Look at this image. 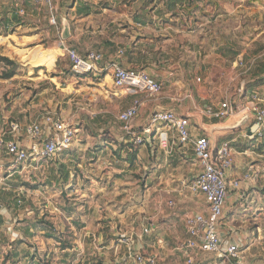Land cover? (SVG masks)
Segmentation results:
<instances>
[{
	"label": "crops",
	"instance_id": "0c3cea01",
	"mask_svg": "<svg viewBox=\"0 0 264 264\" xmlns=\"http://www.w3.org/2000/svg\"><path fill=\"white\" fill-rule=\"evenodd\" d=\"M208 1L51 0L50 4L35 0L0 1V57L13 61V65H7L0 60V68L6 67L9 74L0 77V138L17 141L34 154L52 136L46 121L51 115L66 122L74 121L76 136L89 143L100 140L95 149L92 143L76 144L62 152L60 158L34 159L33 155L24 163H15L12 156L0 150V196L3 190L7 200H13L15 195L10 197L13 188L18 191L19 202L14 206L19 216L30 218L34 206L23 191L26 187L15 183L26 182L33 169L40 171L39 175L30 173L31 183L35 180L40 188L53 185L54 193L65 194L67 188L72 190L79 183L73 170L77 172L86 164L87 169L93 170L109 157L110 163L120 169L118 176L123 178L142 170V183L151 184L153 194L160 187L166 197L176 198V207L165 215L161 202L156 205L146 235L144 224L142 230L133 225L132 231L125 233L122 224L115 225L113 246L122 248V257L112 260L101 256V264H113L112 261L123 258L128 245L120 238H131L137 246L141 243L146 252L157 245L170 247L173 262L180 258L188 264L180 249L188 237L186 217L207 213L204 196L187 186L202 170L192 140L206 136L212 144L208 134L211 131L217 147L229 142L233 149V163L225 173L227 178L241 181V190L228 195L219 233L230 241L242 240L250 248L247 254H251V249L264 247V223L259 221L264 218V129L262 137L252 135L256 131L254 114L249 125L226 129L244 111H250L252 104L260 102L252 95L264 100V0H222L217 6L207 5ZM62 17L71 26V36L66 40L62 38ZM69 48L82 56L101 53L98 69L84 75L74 74ZM114 65L147 72L153 80L162 82V92L155 96L133 95L116 89ZM226 71L228 74H222ZM218 87L225 91L214 93L213 88ZM137 101L140 109L132 122L133 133H127L119 116ZM225 101L233 103L238 112L226 119L205 115L207 107L218 109ZM159 110L189 117L192 140L182 144L176 133L170 132L169 145L164 147L160 138L164 126L146 133L151 115ZM34 122L41 125V139L32 140L26 134V126ZM13 123L20 125L18 131H13ZM137 134L144 137V142L137 146L138 158L133 165L111 153L134 143L133 135ZM92 150L97 151L96 161L93 164L82 161L81 153L90 157ZM91 170L90 175L99 179ZM158 196L162 197V193ZM245 205L251 207V213L236 215ZM67 211L73 212L71 207ZM11 218V211L0 207V229ZM27 224L25 238H20L23 242L26 238L28 242L35 232L34 221ZM110 227L113 230V223ZM29 245L24 251L34 253ZM197 261L216 263L217 257L200 254Z\"/></svg>",
	"mask_w": 264,
	"mask_h": 264
},
{
	"label": "rangeland",
	"instance_id": "374dc122",
	"mask_svg": "<svg viewBox=\"0 0 264 264\" xmlns=\"http://www.w3.org/2000/svg\"><path fill=\"white\" fill-rule=\"evenodd\" d=\"M6 69V67L4 69L0 68V77H6ZM215 74L219 76L220 73ZM222 74H228V72L226 71ZM241 78L243 77L240 75ZM219 91L222 92L225 89L220 87L213 88L214 93ZM67 122L76 129L74 121L70 122L67 120ZM96 123L98 124V121ZM104 137L105 135L101 138ZM91 141L89 143V141L79 135L75 136L72 145L76 146V144L85 143L88 145L92 143L95 149L94 145L100 140L97 139L96 141L94 139ZM108 151L110 152L111 149L109 148ZM114 151H111V153L114 154ZM81 154V160L85 161V163L91 161L93 164L96 161V150L93 151L90 157L87 154L83 156V152ZM60 155L61 153L59 152L55 156L60 158ZM37 157L40 158L39 155H34V159H37ZM106 159L104 164L102 162L98 165L94 164L95 168L93 170L87 169L89 164L83 167L81 165L77 172L73 170L75 180L77 181L78 179L79 183H75V188L72 190L67 188L65 194L54 193L53 185L48 187L44 185V188H40L37 186L38 184H35V180L32 183L28 180L30 178L29 175H39L38 172L40 170L33 169L30 172L31 174L29 173L28 177H26V182L17 181L15 183L17 186L23 185L26 187L23 191L27 192L29 200L33 202L34 208L28 216L30 218L19 216V212L15 209L14 204L19 200L18 191H14L15 189L13 188L10 197L15 195L14 199L7 200L8 195H3V192L6 191L1 190L0 207L5 206L9 209L12 218L8 224L6 223L5 227L0 229V264H30L32 260L25 257L22 252V250L27 249L26 247L29 244L31 245H29L30 248L34 249L35 258L42 264H95L98 263L101 256L104 259L114 260L117 256L122 257V248H117V244L113 246L115 237H112L114 236L115 225H123L124 230H122V233L132 231L133 225L136 229L140 228L142 230L143 224L147 227L148 222L153 223L149 218L156 205H159L160 202L165 215H168L176 207L175 197H173L175 199H169V197L165 196V192L161 191L160 187L153 194L152 185L142 183V178L140 177L144 176L142 170L139 169L136 173H128L122 178L118 176L120 169L110 163L109 157ZM88 170L97 173L100 178L97 179L91 176ZM190 183L187 184L188 188ZM160 192L162 197L158 196ZM84 205L86 208L83 207ZM67 207H71L73 212L68 214ZM240 210H242L240 214L237 213L236 215L245 216L251 213V207L246 205ZM121 213L124 214L121 216ZM27 220L28 222L32 220L35 224L36 221L43 220L48 227L49 225L54 227V232H56L58 237L46 236L45 229L40 228L41 226L35 227L34 235L28 238V242L26 238V241L22 242L19 247L12 248L11 243L13 241L25 238L23 237L24 229L29 227ZM261 220L264 223V218L259 221L261 222ZM110 223H113V230L110 227ZM61 238L67 239L66 241H69L72 247L63 251L61 249L63 243ZM12 251L16 253V257L12 255ZM170 251V247L163 248L157 245L147 252L157 256L158 264H186L185 260L180 258H178L179 261L173 262L171 256H169ZM251 254L248 253L250 259L264 261V247L251 249ZM112 262L116 264V262Z\"/></svg>",
	"mask_w": 264,
	"mask_h": 264
},
{
	"label": "built area",
	"instance_id": "2783aa9c",
	"mask_svg": "<svg viewBox=\"0 0 264 264\" xmlns=\"http://www.w3.org/2000/svg\"><path fill=\"white\" fill-rule=\"evenodd\" d=\"M1 1V0H0ZM36 3H51V0H35ZM23 12V10H20ZM55 22V20H53ZM68 57L71 61L72 71L76 75H84L95 72L98 63L102 59V54L90 52L87 56H82L74 48L68 49ZM113 79L116 89L125 91L128 94L138 95L145 93L150 96L158 95L163 90L162 82L153 80L145 71L129 70L114 65ZM256 101L248 109L255 115L256 131L253 136L262 137L264 129V100L259 99L257 94L252 95ZM261 103V104H260ZM140 103L123 111L119 120L123 124V129L127 133H133L132 122L138 115ZM205 115L210 118L226 119L238 112L237 107L225 101L220 108L209 106L205 109ZM46 121L49 122L53 131L52 136L43 142L39 150L34 154L23 148L17 141L0 138V150L13 157L15 163H24L33 155L42 158H52L59 152L62 153L70 149L76 136V129L69 123L54 116L48 115ZM164 126L165 130L160 132L161 145L168 147L170 142V132L176 133L178 141L182 144L191 141L190 118L180 115L172 110H159L151 115L150 122L145 129L146 133H151L157 126ZM13 131H18L20 125L12 124ZM30 139L42 138V128L37 122L31 123L25 128ZM135 144H142L144 137L133 135ZM194 152L202 168L201 172L191 181L189 188L191 191L201 193L207 205V213H196L186 217V230L188 237L181 243L180 249L187 258L188 264H264V261L250 260L247 252L248 246L242 240L233 241L225 239L219 233V225L224 216L226 200L230 192L241 190V181L238 179H228L226 170L233 163V149L229 142H224L213 151L210 140L206 136L192 140ZM173 204V202H171ZM150 232V227L143 229V234ZM127 243V250L121 260L116 264H158L157 256L147 253L144 245H133L131 238H120ZM200 254H213L217 257L216 263L197 261Z\"/></svg>",
	"mask_w": 264,
	"mask_h": 264
},
{
	"label": "trees",
	"instance_id": "16d2710c",
	"mask_svg": "<svg viewBox=\"0 0 264 264\" xmlns=\"http://www.w3.org/2000/svg\"><path fill=\"white\" fill-rule=\"evenodd\" d=\"M223 1L222 0H209L207 2V5H214V6H217V5H220ZM0 60L3 61L4 63H6L7 65H13V61H11L10 59L8 58H5V57H0ZM7 75H9L8 73H6ZM6 75V76H7ZM137 146L138 144H134V143H127L125 144L123 147H121L119 150L115 151V155L116 157L119 159V160H122V161H125L127 162L128 164H131L133 165L134 162L137 160L138 158V149H137ZM124 152V153H123ZM124 154V155H123ZM24 185H26V183H24ZM17 186V185H15ZM22 201V200H21ZM19 200L15 202V205L17 206ZM43 223V224H42ZM47 224L46 222H44L43 220H38L36 221V224L35 227L38 228H42V229H45L46 230V236H51V237H58L56 235V232L54 227H52L51 225H45ZM61 240L63 241L62 245H61V249L63 251L67 250V249H70L72 247V245L70 244V242L66 241L67 239H63L61 238ZM23 242L22 239H17L15 241V247L14 248H17L19 247V245ZM22 252L24 253V256L25 257H28L30 260H32V262L30 264H42L39 260H37L35 258V253H30L28 251H24L22 250ZM13 256L16 257V253H14L13 251L11 252ZM89 264V263H87ZM90 264H94V263H90ZM95 264H101V261H98V263H95Z\"/></svg>",
	"mask_w": 264,
	"mask_h": 264
},
{
	"label": "water",
	"instance_id": "95a60500",
	"mask_svg": "<svg viewBox=\"0 0 264 264\" xmlns=\"http://www.w3.org/2000/svg\"><path fill=\"white\" fill-rule=\"evenodd\" d=\"M71 36V26L66 17H62V38L64 40L68 39ZM253 118V113L251 111H244L240 116L237 117L236 120H233L234 122L229 126L226 127V129L230 130H236L240 129L242 127H245L246 125H249L251 123V120ZM209 136L212 138V149L213 151L216 149V142L213 136V133L210 131L208 132Z\"/></svg>",
	"mask_w": 264,
	"mask_h": 264
}]
</instances>
